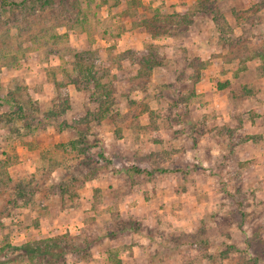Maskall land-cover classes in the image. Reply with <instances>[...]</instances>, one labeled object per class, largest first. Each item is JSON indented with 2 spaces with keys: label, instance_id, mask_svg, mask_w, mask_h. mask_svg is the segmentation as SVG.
I'll list each match as a JSON object with an SVG mask.
<instances>
[{
  "label": "rangeland",
  "instance_id": "obj_1",
  "mask_svg": "<svg viewBox=\"0 0 264 264\" xmlns=\"http://www.w3.org/2000/svg\"><path fill=\"white\" fill-rule=\"evenodd\" d=\"M8 1L0 264H264V0Z\"/></svg>",
  "mask_w": 264,
  "mask_h": 264
},
{
  "label": "trees",
  "instance_id": "obj_2",
  "mask_svg": "<svg viewBox=\"0 0 264 264\" xmlns=\"http://www.w3.org/2000/svg\"><path fill=\"white\" fill-rule=\"evenodd\" d=\"M38 1H39L40 6H44V5L50 4V2H52V0H38ZM2 4H4V5L5 4H7V5L8 4H11L12 6H18V5H20L19 3L9 2L8 0H2ZM84 69L88 70V72H89V71L92 70V66L91 65L90 66H86V67H84ZM93 86L94 87H99V86L100 87H104L102 84L99 83V81L97 79L95 80ZM103 91L106 92L105 89H103ZM102 117H104V115L100 113V118H102Z\"/></svg>",
  "mask_w": 264,
  "mask_h": 264
}]
</instances>
